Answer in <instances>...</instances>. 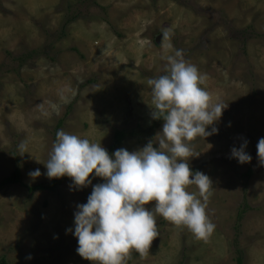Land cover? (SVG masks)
<instances>
[{"label":"rangeland","instance_id":"1","mask_svg":"<svg viewBox=\"0 0 264 264\" xmlns=\"http://www.w3.org/2000/svg\"><path fill=\"white\" fill-rule=\"evenodd\" d=\"M177 49L207 75L213 100L228 105L218 133L191 142L198 155L189 161L212 181L215 229L197 239L157 215L159 235L127 264H264V0H0V181L20 171V183L0 188V257L8 264H93L73 235L92 186L70 188L69 178L54 192L31 187L49 181L44 163L59 130L110 155L150 141L158 148L163 124L145 136L153 117L147 81L166 74ZM115 130L136 132L111 149ZM245 139L252 159L240 164L231 149ZM36 169L41 175L30 176ZM187 190L199 196L195 185Z\"/></svg>","mask_w":264,"mask_h":264},{"label":"clouds","instance_id":"2","mask_svg":"<svg viewBox=\"0 0 264 264\" xmlns=\"http://www.w3.org/2000/svg\"><path fill=\"white\" fill-rule=\"evenodd\" d=\"M163 37L168 39L169 33ZM165 73L147 81L153 118L164 121L158 148L150 141L140 150L121 148L110 155L101 143L59 130L44 163L49 179L67 176L76 190L92 186L87 202L77 205L73 235L77 253L93 264H127L133 250L146 254L159 235L157 215L186 227L197 239L207 240L215 229L207 212L212 181L193 172L189 161L198 155L191 142L218 133L214 125L228 105L213 100L204 87L207 75L185 60L182 49L167 57ZM247 145L245 139L231 149V157L240 164L251 162ZM19 147L27 153L25 144ZM257 155L264 165V138L259 139ZM40 175L39 169L30 173ZM96 177L104 182L92 185ZM190 185L198 188L199 196L187 190Z\"/></svg>","mask_w":264,"mask_h":264},{"label":"trees","instance_id":"3","mask_svg":"<svg viewBox=\"0 0 264 264\" xmlns=\"http://www.w3.org/2000/svg\"><path fill=\"white\" fill-rule=\"evenodd\" d=\"M162 124H164L163 119H154L152 117V121L150 124V127L147 131V134H145L146 138L151 137V134L154 133V131H156ZM135 130H132L131 132H126L125 130H115L113 133V144L111 146V149H115L116 147H118L125 139L133 137L135 135ZM66 179H69V177L65 176L62 178H52L49 179V181L45 184H38L35 185L33 187H31V189L33 190H49V191H56V189L58 188V186H60V184L65 181ZM20 183V171L19 168L16 167L13 171L12 174L3 178L0 181V188H2V186H6L12 183ZM240 218V215L238 213V219ZM0 264H8L7 260L2 256L0 257ZM238 264H241V259H238Z\"/></svg>","mask_w":264,"mask_h":264}]
</instances>
